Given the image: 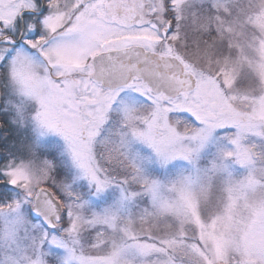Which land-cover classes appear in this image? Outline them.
Instances as JSON below:
<instances>
[{"label": "snow or ice", "instance_id": "snow-or-ice-1", "mask_svg": "<svg viewBox=\"0 0 264 264\" xmlns=\"http://www.w3.org/2000/svg\"><path fill=\"white\" fill-rule=\"evenodd\" d=\"M0 264H264V0H0Z\"/></svg>", "mask_w": 264, "mask_h": 264}]
</instances>
